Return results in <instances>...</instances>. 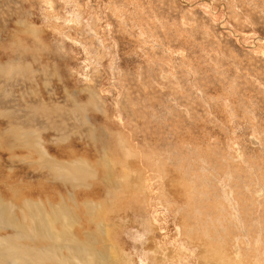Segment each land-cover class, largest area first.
<instances>
[{"label": "rangeland", "instance_id": "rangeland-1", "mask_svg": "<svg viewBox=\"0 0 264 264\" xmlns=\"http://www.w3.org/2000/svg\"><path fill=\"white\" fill-rule=\"evenodd\" d=\"M44 210L119 264H264V0H0V241Z\"/></svg>", "mask_w": 264, "mask_h": 264}, {"label": "bare ground", "instance_id": "bare-ground-1", "mask_svg": "<svg viewBox=\"0 0 264 264\" xmlns=\"http://www.w3.org/2000/svg\"><path fill=\"white\" fill-rule=\"evenodd\" d=\"M73 167H75V166H73ZM108 170L110 172V169H108ZM72 172H73V168H72V170L69 169L68 172L66 173V179L68 182H69V175L72 176L73 181H77V179H78V181H83L85 183H88L87 180L91 179V175H90L91 172L88 171L87 169H86V173H87L86 178L87 179L85 178V180H83L84 175L80 179L78 177L76 179L75 176L72 174ZM75 175H76V173H75ZM92 180H94V179H92ZM117 183H118V179L112 178V173H108V171L104 172L103 185L105 186L107 196H111L112 198L116 196L117 185L115 186V184H117ZM86 185L90 186V183L86 184ZM100 203L101 204H98V205L95 204L96 206L94 205L91 207V203L87 202L86 204L85 203L83 204L85 208H82V209L85 210V213H88L86 215V219L88 218L86 220V223L87 224H93V226L95 225L101 231V232H99L98 236H100V239H102L105 242L106 241L105 237L106 238H108V237L104 232L105 229H103L104 228L103 222H102V220H100L98 218V216H101L107 210H110L109 208L113 207L114 204L113 203H103V202H100ZM90 207H91V210L89 209ZM95 207H96V209H95ZM58 208H60V207H58ZM113 208L115 209V206ZM97 210H100V211H98V215L95 216L94 214H95V211H97ZM53 211L54 210H52L50 214H46L45 210H44V211L40 212L41 215L38 213L40 216L37 214L34 216V214H32V215H29V217H27V218H22V220H26L25 221L26 223L24 222L26 226H25V229H23V227L19 228L20 229L19 235H21V238L24 239V242H26L25 240H29L30 243H32V244L34 243V247L28 248V247H30V245L29 246L26 245L27 243H25V245L20 244L19 246L14 245V243H13V245H11L10 244L11 242H9L8 239L0 241V243L1 242L5 243V246H2V248L5 251L11 250V252L13 254H15V252L17 251L18 253L21 254V257L16 258L17 260L16 259L15 260L10 259L12 264H119V261H120L119 257H118V259L114 258L115 254L117 253L116 251H114L115 248H113L109 245L104 246V244H102V242H101V244L104 247H106L103 251H94L95 246L93 247L90 245H88V246L85 245L86 246L85 247L83 244H81L79 242V239H76L77 238V237H75L76 232L73 234L70 231L71 227L74 225V223L76 221L74 220L75 222L72 223L69 218H65L66 224H63L62 223L63 219L61 222V220L56 215L52 214ZM93 211H94V213H93ZM83 214L84 213H82V215ZM93 215L95 216L94 220L91 219L93 217ZM82 220H83V218H82ZM57 223L61 224V229L56 230ZM36 224H38V226H37V228H34ZM41 224H43V227L41 226ZM101 224H102V226H101ZM32 228H34V229H32ZM66 238L68 239L67 244L66 243L63 244V241ZM57 241H59V242H57ZM63 252L65 254H63ZM122 256L123 257H121V258L123 261L124 254H122ZM0 257H1V255H0Z\"/></svg>", "mask_w": 264, "mask_h": 264}]
</instances>
